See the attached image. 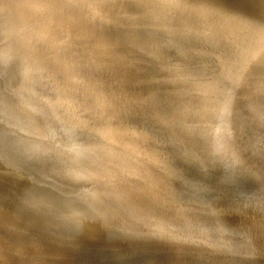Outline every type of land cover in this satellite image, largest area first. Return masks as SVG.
Wrapping results in <instances>:
<instances>
[{
  "label": "water",
  "instance_id": "1",
  "mask_svg": "<svg viewBox=\"0 0 264 264\" xmlns=\"http://www.w3.org/2000/svg\"><path fill=\"white\" fill-rule=\"evenodd\" d=\"M0 235V264H264V0H0Z\"/></svg>",
  "mask_w": 264,
  "mask_h": 264
},
{
  "label": "bare ground",
  "instance_id": "2",
  "mask_svg": "<svg viewBox=\"0 0 264 264\" xmlns=\"http://www.w3.org/2000/svg\"><path fill=\"white\" fill-rule=\"evenodd\" d=\"M211 1H213V0H211ZM131 185H133V182H129ZM115 193H117V192H115ZM118 195V194H117ZM156 197H158V201H160V202H163V196L162 195H156V194H154ZM120 196V195H119ZM122 199V198H121ZM127 201H129L130 203L129 204H133L134 202H133V200L131 199V198H128V200ZM140 206V205H139ZM131 207H133L132 209H130V210H132V212L130 211V214L131 215H133L134 217H138L139 215V213H141V212H139L138 211V209H137V207L136 206H130V208ZM142 209H144V210H148L149 212H148V222H150L153 226H154V228H155V232H163V231H166L165 230V225H163L160 221H158L157 219H153L152 218V215L154 214V209L151 207V208H149V206L148 205H145V206H143V205H141L140 206ZM119 215H121L120 213L118 214V216ZM135 215H138V216H135ZM120 217V216H119ZM130 217V216H129ZM131 218V217H130ZM125 220H127V218L125 217L124 218ZM131 219H133L134 220V218H131ZM14 225H17L18 223H13ZM0 237H4V236H2V235H0ZM6 237H8V236H5L4 238H5V240H7V238ZM164 239H167V236L166 237H164ZM1 240V239H0ZM87 254V253H86ZM202 255L200 256V257H202L203 259H204V261H203V263L202 264H211V263H209V261H208V259H207V257L204 255L205 253H201ZM83 258V257H82ZM93 261H94V263H93ZM85 264H102V261H98V260H94V259H92V258H90L89 257V260L85 263Z\"/></svg>",
  "mask_w": 264,
  "mask_h": 264
},
{
  "label": "rangeland",
  "instance_id": "3",
  "mask_svg": "<svg viewBox=\"0 0 264 264\" xmlns=\"http://www.w3.org/2000/svg\"><path fill=\"white\" fill-rule=\"evenodd\" d=\"M216 8V7H215ZM107 171H105V174L107 175V173H106ZM98 173H104V172H96V170L94 171V175H97ZM127 180H130V179H127ZM111 180H108V182H110ZM132 182V181H131ZM115 192H117V193H115ZM112 195L115 197V199H117V200H120V201H122V202H126V203H130L129 201H127L128 200V198H126V197H122L123 195L119 192V191H115ZM118 194V195H117ZM120 195V196H119ZM122 198V199H121ZM114 206H116V205H114ZM133 207H131L130 209H132ZM74 249L75 248H71L70 249V251H71V254H73L72 256H75V257H77V256H79V257H77V258H74L75 260H78L79 258H82V259H84L85 261H83V262H81V264H85L88 260H89V257H87V255L88 254H86L87 253V251L86 252H83V250L82 249H76L75 251H74Z\"/></svg>",
  "mask_w": 264,
  "mask_h": 264
}]
</instances>
